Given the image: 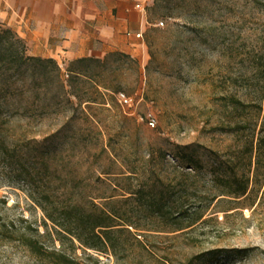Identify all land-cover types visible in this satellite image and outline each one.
<instances>
[{
  "label": "rangeland",
  "instance_id": "obj_1",
  "mask_svg": "<svg viewBox=\"0 0 264 264\" xmlns=\"http://www.w3.org/2000/svg\"><path fill=\"white\" fill-rule=\"evenodd\" d=\"M147 12L137 52L104 65L59 64L60 96L47 85L41 96L8 101L0 264H54L24 245L37 235L46 252L64 249L74 264H155L159 257L185 264L202 254L199 264H264V179L253 183L248 149L262 113L237 103L259 98L254 60L264 54V0H161ZM120 92L133 107L118 102ZM93 100L99 104L88 106ZM243 176L251 180L247 199L219 201L227 179ZM40 202L58 218L66 207L116 213L140 240L148 236L151 251L139 257L130 247L116 260L66 233L62 245ZM177 212L184 227L192 212L213 220L178 239Z\"/></svg>",
  "mask_w": 264,
  "mask_h": 264
},
{
  "label": "trees",
  "instance_id": "obj_2",
  "mask_svg": "<svg viewBox=\"0 0 264 264\" xmlns=\"http://www.w3.org/2000/svg\"><path fill=\"white\" fill-rule=\"evenodd\" d=\"M161 0H155L154 6H157ZM150 9V8H148ZM148 11V10H147ZM122 55L129 57L125 53L114 52L108 54L104 60L96 58H82L74 62L80 64L96 63L104 65L110 56ZM73 63V62H72ZM254 74L258 78L255 87V96L259 98L250 102L248 105L241 101L237 103L242 106L253 107L262 113V121L259 126V132L256 142H252L249 146V153L251 158L255 159V175L252 180L255 186L262 183L264 179V54H258L254 60ZM73 72V71H70ZM49 85L55 90V96H60L64 90V83L62 72L59 64L51 58L35 57L29 54L26 42L21 39L16 32L6 25L0 23V153L7 155L8 146L6 131L10 124V117L14 114L11 112L8 101L14 96H27L29 92H34L36 96H41V91ZM97 93L100 94L99 90ZM88 106L91 104H99L95 100L87 101ZM27 108H24V111ZM18 111V110H16ZM11 113V114H10ZM5 115H11L10 117ZM250 178L232 177L227 179L228 195H222L225 200L226 197L234 203H240L241 198L245 197L249 191ZM220 198V196L218 197ZM217 198V199H218ZM44 201L49 204L50 195L44 194ZM5 203V202H3ZM40 208L44 212L46 219H48L54 227L60 228L55 230L63 245V239H67L66 234L71 235L76 241L81 243L88 249L98 251L100 253L109 252L116 260H119L123 254L127 253L130 247H137L139 249V257H144L151 251V244L146 240H140L139 235L134 234L125 224H120L123 220L118 214L113 212H106L104 210H91L89 212L77 213L69 207L63 208L65 217L58 218L55 216L54 208H48L40 202ZM227 216V215H226ZM174 231L178 233L177 238L189 235L197 230V225L207 224L213 218L204 219L205 215L198 212H192L187 216V225L184 227L182 216L179 212L173 214ZM228 217H226L227 219ZM63 221V222H61ZM72 227V228H71ZM145 235V234H144ZM127 237H133L134 242L128 245ZM41 236L34 238H27L24 245L37 255L52 257L54 264H74V261L66 254L64 249L52 252H46V249L39 242ZM216 253H211L215 255ZM203 254L189 259L185 264H199L203 263ZM171 258L159 257L155 260V264H174Z\"/></svg>",
  "mask_w": 264,
  "mask_h": 264
},
{
  "label": "crops",
  "instance_id": "obj_3",
  "mask_svg": "<svg viewBox=\"0 0 264 264\" xmlns=\"http://www.w3.org/2000/svg\"><path fill=\"white\" fill-rule=\"evenodd\" d=\"M155 0H0V23L35 57L61 66L82 58L134 53Z\"/></svg>",
  "mask_w": 264,
  "mask_h": 264
},
{
  "label": "built area",
  "instance_id": "obj_4",
  "mask_svg": "<svg viewBox=\"0 0 264 264\" xmlns=\"http://www.w3.org/2000/svg\"><path fill=\"white\" fill-rule=\"evenodd\" d=\"M157 27H162L164 26L163 22H160L159 24L156 25ZM137 39H141L142 38V34H137L135 36ZM117 100L118 102L123 106V107H133L134 106V99L130 96H127L126 94H124L123 92H120L117 94ZM149 121V125L152 127H155V120L151 117L148 118Z\"/></svg>",
  "mask_w": 264,
  "mask_h": 264
}]
</instances>
